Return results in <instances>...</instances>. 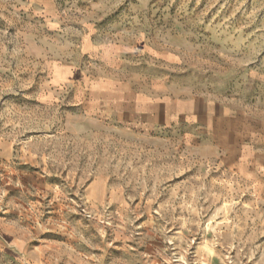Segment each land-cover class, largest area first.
Returning a JSON list of instances; mask_svg holds the SVG:
<instances>
[{
    "label": "rangeland",
    "instance_id": "obj_1",
    "mask_svg": "<svg viewBox=\"0 0 264 264\" xmlns=\"http://www.w3.org/2000/svg\"><path fill=\"white\" fill-rule=\"evenodd\" d=\"M149 88L264 118V0H0V264H264V183Z\"/></svg>",
    "mask_w": 264,
    "mask_h": 264
},
{
    "label": "crops",
    "instance_id": "obj_2",
    "mask_svg": "<svg viewBox=\"0 0 264 264\" xmlns=\"http://www.w3.org/2000/svg\"><path fill=\"white\" fill-rule=\"evenodd\" d=\"M117 114L149 126L186 128V136L200 141L225 164H232L250 183H264V118L255 117L215 96L189 90L178 95L157 92L123 91Z\"/></svg>",
    "mask_w": 264,
    "mask_h": 264
}]
</instances>
